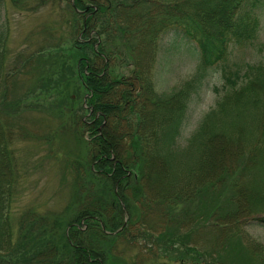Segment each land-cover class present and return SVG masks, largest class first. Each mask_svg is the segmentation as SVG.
<instances>
[{"label":"trees","instance_id":"16d2710c","mask_svg":"<svg viewBox=\"0 0 264 264\" xmlns=\"http://www.w3.org/2000/svg\"><path fill=\"white\" fill-rule=\"evenodd\" d=\"M7 2L18 0L0 8ZM68 2L73 37L61 45L50 31L52 44L31 58L47 68L49 82L45 71L38 76L59 130L82 147L51 150L64 162L69 200L13 221L25 183L13 125L0 116V264H217L213 252L228 247L233 263L264 264V246L246 230L264 228V62L228 66L235 47L257 39L261 0ZM4 34L0 104L8 113L17 79ZM166 35L167 53L181 46L192 54L183 44L194 41L200 60L195 77L169 94L155 82ZM219 65L224 94L185 139L202 71Z\"/></svg>","mask_w":264,"mask_h":264},{"label":"rangeland","instance_id":"374dc122","mask_svg":"<svg viewBox=\"0 0 264 264\" xmlns=\"http://www.w3.org/2000/svg\"><path fill=\"white\" fill-rule=\"evenodd\" d=\"M24 1L25 4L22 0H18L17 4L7 2L0 8V32L5 33L3 42L10 57L9 65L13 67L17 79L15 95L9 99L12 102V109L6 113L0 104V116L9 120L11 122L9 125H13L16 136L13 150L25 183L13 209L14 222L23 212L30 209H37L42 214L62 210L69 200L71 182L69 178L65 179L64 162L55 160L54 156H51V150L56 152L59 150L64 154L82 149L79 144H73L72 140L69 143L70 136L59 130L62 120L56 118V112L51 109L52 97L49 90L42 89V85L49 82L47 68L42 65L44 70L40 67L38 71L36 69L38 66L34 62L36 60L31 58L38 50L45 51L52 44L50 31L54 32L61 45L73 37L71 27L74 14L70 3L68 0H45L44 4L37 6L39 0ZM256 12L260 20L257 39L252 44L237 46L232 50L228 62L231 69L264 62V0H261ZM171 40V35H166L160 43L162 49L155 69L156 89L159 93L169 94L182 88L195 77L200 64L198 48L194 41L185 40L183 44H188L192 54L186 47L181 46L169 54L166 49ZM44 54L47 55L48 52ZM43 71L47 76L46 82L40 80L38 76V72ZM202 74V87L190 104L185 139L190 138L203 117L215 108L220 96L224 94L221 65L202 71ZM17 103H20L19 108ZM69 111L66 108L64 112L66 120L63 123L66 125L67 115L70 114L71 117L73 115V112ZM56 132L58 134L55 136ZM53 136L56 139L52 143L53 140L49 141L48 138L53 139ZM82 143L85 147L83 141ZM246 230L248 235L264 246V228L250 226ZM212 250H215L212 243L205 246L204 252L208 260H211L209 255L212 254ZM229 250V247L224 251L215 250L213 253L217 255L213 256L212 261L217 264H236L233 263L234 257L229 259L227 255ZM136 252L129 249L131 256L130 258L127 254L129 261L135 258ZM221 256L224 258H220Z\"/></svg>","mask_w":264,"mask_h":264}]
</instances>
